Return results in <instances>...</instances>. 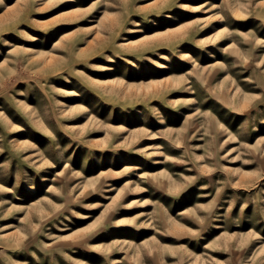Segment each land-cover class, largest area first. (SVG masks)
<instances>
[{
	"label": "rangeland",
	"instance_id": "374dc122",
	"mask_svg": "<svg viewBox=\"0 0 264 264\" xmlns=\"http://www.w3.org/2000/svg\"><path fill=\"white\" fill-rule=\"evenodd\" d=\"M0 264H264V0H0Z\"/></svg>",
	"mask_w": 264,
	"mask_h": 264
}]
</instances>
